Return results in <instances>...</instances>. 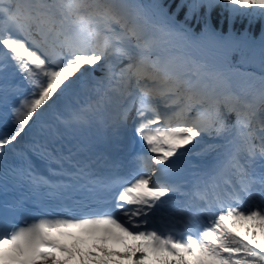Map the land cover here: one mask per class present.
Segmentation results:
<instances>
[{
    "label": "snow or ice",
    "instance_id": "obj_1",
    "mask_svg": "<svg viewBox=\"0 0 264 264\" xmlns=\"http://www.w3.org/2000/svg\"><path fill=\"white\" fill-rule=\"evenodd\" d=\"M219 3L264 17V0ZM204 6L215 7V0L190 8ZM150 23L145 6L134 0H0V72L11 61L29 86L11 105V132L0 131V163L36 122L34 115L38 121L55 105L57 91L63 94L77 73L93 69L102 73L97 90L104 85L117 107L114 123L141 145L135 168L116 178L80 161L69 170L63 161L72 164L71 156L32 146L59 165L52 176L65 179L38 175L31 165L13 175L57 199L85 191L73 204L88 211L65 205L20 226L0 224V264H264V171L254 167L259 162L264 169V78L254 91L238 89L227 64L210 68L177 50L174 40L187 39L186 32L156 24L150 31ZM14 91L19 87L0 84V126L7 125ZM220 148L228 150L194 192L172 179L185 157ZM178 194L195 197L187 208L196 210L181 209L165 221L160 209Z\"/></svg>",
    "mask_w": 264,
    "mask_h": 264
},
{
    "label": "bare ground",
    "instance_id": "obj_2",
    "mask_svg": "<svg viewBox=\"0 0 264 264\" xmlns=\"http://www.w3.org/2000/svg\"><path fill=\"white\" fill-rule=\"evenodd\" d=\"M168 26L177 28L179 31L186 32L188 35L187 39L176 37L174 40L175 45H183L184 43L190 42L198 46L204 52H207L210 55L212 54L219 60H224V58L228 57L226 51L222 49L218 50L213 48L211 45L201 43L196 38V36L194 37L193 34H189L186 30L180 28V26L173 24ZM259 75L261 76L260 73ZM101 76L102 73L95 69L91 71L90 75L80 76V73H77V77H79V79L77 80L76 77L72 78L76 81L75 83L71 84L67 90L63 92V94H61L60 90H58L56 96H53L52 99L56 101L55 105L50 110L45 112L38 121L36 120V117H33V120L36 121L35 124L37 125L38 129L45 134L61 133L65 136H75V138L78 139L79 145H81L84 141L85 131L91 123V116L93 112L103 107V103H105L104 107H108V104H110V107L106 108L109 110V112L106 115V112L97 111L98 113L94 120L101 122L106 121L108 126L112 127L113 129V127L116 125L114 120L117 115V107L114 103H110L108 101L105 95L106 88L104 85H99L97 90L96 80ZM258 80L259 78H255L250 83L255 84ZM247 81L248 80H243L242 82L246 83ZM242 86L243 85L239 84V88ZM257 87L258 85L255 88ZM57 96L59 99H57ZM48 103H51V101ZM46 107L47 105L41 106L42 109ZM38 111H40V109H38ZM177 167L178 171L172 177V179H184L185 187L190 184V190L197 187V181H205L207 179V174L204 172L200 173L199 175H193L196 166L187 157L181 160ZM192 181L193 185H191ZM199 186L203 187V183H201ZM191 192H193V190L189 191V193ZM178 197L180 196L177 195L175 199ZM186 197L191 199L193 196ZM63 240L64 242H67L66 238H63Z\"/></svg>",
    "mask_w": 264,
    "mask_h": 264
},
{
    "label": "trees",
    "instance_id": "obj_3",
    "mask_svg": "<svg viewBox=\"0 0 264 264\" xmlns=\"http://www.w3.org/2000/svg\"><path fill=\"white\" fill-rule=\"evenodd\" d=\"M144 1L154 9L158 17L175 21L202 41L208 42L213 39L221 41L226 46L233 65L250 64L264 67V42L259 48L254 44L257 40L264 39V17L251 12L248 14L231 12L230 6L220 4L219 0H215L216 6L211 9L206 6L190 8L191 5L201 3L202 0ZM138 2L144 5L142 0ZM152 24L155 23L149 24V30L152 29ZM223 143L224 141H221L217 144ZM224 149H217L216 152L207 154L202 159L218 155Z\"/></svg>",
    "mask_w": 264,
    "mask_h": 264
},
{
    "label": "rangeland",
    "instance_id": "obj_4",
    "mask_svg": "<svg viewBox=\"0 0 264 264\" xmlns=\"http://www.w3.org/2000/svg\"><path fill=\"white\" fill-rule=\"evenodd\" d=\"M134 2L139 3L138 0H134ZM146 12H147L149 18H152V15L150 13L151 11L150 12L146 11ZM158 22H161L164 25H170V22H163V21H160L159 19H158ZM173 25H177V24L173 23ZM196 38L198 40L200 39L197 36H196ZM240 40H243V39H240ZM243 42H244V40H243ZM263 42H264V39H260V40H257L254 44L256 45L257 48H259V47H261L263 45ZM204 44L211 45L215 49H218V50L222 49V50H225L226 52H228L226 46L223 43H221V41H219V40L213 39V40H210L208 42H204ZM175 47L179 51L180 50L186 51V55L189 56V57H192V58H194L196 60H199V61L206 62L209 65L210 68L211 67L224 66L225 64H227L228 67L230 69H232L231 78H232L233 84L234 83H237V84L241 83V85H244V84H242V83H245V82H242L243 80L249 79V78H255L256 75H259V73H261L259 71L257 72V74L254 71H251V72L239 71V70L235 69L236 67L234 68V67L231 66L230 61H229L230 58L226 57V58H224V60H219V59L215 58L212 54L210 55L209 53L204 52L198 46H196V45H194V44H192L190 42L189 43H184L183 45L180 44V45H177ZM243 67L245 69H251V70H253V69L257 70L258 69V70H261L264 73V67H262V66L247 64V65H243ZM261 76H262V74H261ZM260 84H261V80L260 81L258 80L255 83L256 86L258 85L257 88L260 87ZM34 117H35V115H34ZM219 142H221V141H217V140L208 141L207 140V143H219ZM202 157L203 156H196L195 154L189 155L187 157L196 166L195 171H194V173H196V175L200 174L201 167H203V165L206 163V161H208V160L202 159ZM191 185H193V181H192ZM163 199H167V198H163ZM177 202H178V204H180V201H177ZM177 202H176V199H174L173 203H177ZM241 234H243L242 230H241ZM67 241H68L67 243H68L69 246H71L73 244V240L72 239H67ZM90 244H91V242H89L88 244L83 245V247L87 248V247L90 246ZM116 247H121V246L117 245Z\"/></svg>",
    "mask_w": 264,
    "mask_h": 264
},
{
    "label": "water",
    "instance_id": "obj_5",
    "mask_svg": "<svg viewBox=\"0 0 264 264\" xmlns=\"http://www.w3.org/2000/svg\"><path fill=\"white\" fill-rule=\"evenodd\" d=\"M143 2H144V6L145 5H147L146 3H145V1L144 0H142ZM147 6H149V5H147ZM147 6H145V7H147ZM150 7V6H149ZM151 8V7H150ZM150 10H152L153 12H154V9H150ZM184 29V28H183ZM184 30H186L189 34H192L190 31H188L187 29H184ZM201 43H203L202 41H201ZM204 44V43H203ZM227 55H228V53H227Z\"/></svg>",
    "mask_w": 264,
    "mask_h": 264
}]
</instances>
